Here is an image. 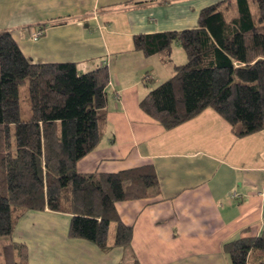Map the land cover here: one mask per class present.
<instances>
[{"label": "crops", "instance_id": "1", "mask_svg": "<svg viewBox=\"0 0 264 264\" xmlns=\"http://www.w3.org/2000/svg\"><path fill=\"white\" fill-rule=\"evenodd\" d=\"M223 1L0 0V32L26 58L73 63L80 74L108 65V130L78 172L98 180L152 166L159 181L156 198L116 204L133 231L125 247L71 238L69 214L27 212L10 237L26 246L27 264H233L230 242L253 239L264 249V131L239 138L212 109L165 130L140 108L187 57L164 65L135 50L134 38L196 29L200 13Z\"/></svg>", "mask_w": 264, "mask_h": 264}, {"label": "trees", "instance_id": "2", "mask_svg": "<svg viewBox=\"0 0 264 264\" xmlns=\"http://www.w3.org/2000/svg\"><path fill=\"white\" fill-rule=\"evenodd\" d=\"M179 44L187 63L151 90L141 110L173 130L212 109L233 133L264 131V0H224L200 13L198 27L134 38L135 50L173 64ZM28 83L31 116L22 118L20 87ZM108 65L80 74L73 63L43 64L24 56L8 31L0 32V238L11 237L29 211L72 216L69 235L102 250L125 247L133 231L116 204L153 199L159 181L152 166L81 175L78 163L95 151L108 130ZM115 235L111 244L112 226ZM233 264H264L253 239L224 246ZM4 264H27V248L8 243ZM250 257V258H251Z\"/></svg>", "mask_w": 264, "mask_h": 264}, {"label": "rangeland", "instance_id": "3", "mask_svg": "<svg viewBox=\"0 0 264 264\" xmlns=\"http://www.w3.org/2000/svg\"><path fill=\"white\" fill-rule=\"evenodd\" d=\"M171 56H172V61H180L182 57L184 58V61H186V57H187L185 51L181 48L180 45H177L176 43L173 44L171 47ZM20 98H21L22 118L24 120H27L31 116L28 83H25L20 87ZM10 242H11V238L9 236L0 238V264H4L2 249L5 245H7Z\"/></svg>", "mask_w": 264, "mask_h": 264}, {"label": "built area", "instance_id": "4", "mask_svg": "<svg viewBox=\"0 0 264 264\" xmlns=\"http://www.w3.org/2000/svg\"><path fill=\"white\" fill-rule=\"evenodd\" d=\"M43 36H44V31H39L33 34L32 39L33 41H39ZM234 197L237 198L238 196L235 194Z\"/></svg>", "mask_w": 264, "mask_h": 264}]
</instances>
